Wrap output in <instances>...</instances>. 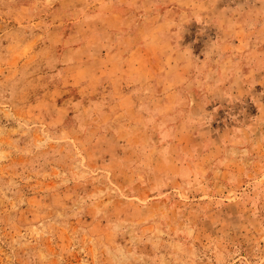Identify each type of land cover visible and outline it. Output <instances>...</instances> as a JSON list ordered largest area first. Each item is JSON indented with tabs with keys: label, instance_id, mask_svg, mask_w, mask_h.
<instances>
[{
	"label": "rangeland",
	"instance_id": "obj_1",
	"mask_svg": "<svg viewBox=\"0 0 264 264\" xmlns=\"http://www.w3.org/2000/svg\"><path fill=\"white\" fill-rule=\"evenodd\" d=\"M0 264H264V0H0Z\"/></svg>",
	"mask_w": 264,
	"mask_h": 264
}]
</instances>
